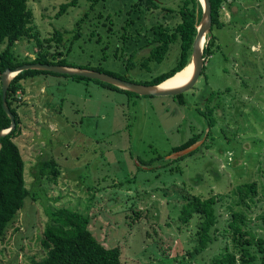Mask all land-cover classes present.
I'll use <instances>...</instances> for the list:
<instances>
[{
  "label": "rangeland",
  "instance_id": "obj_1",
  "mask_svg": "<svg viewBox=\"0 0 264 264\" xmlns=\"http://www.w3.org/2000/svg\"><path fill=\"white\" fill-rule=\"evenodd\" d=\"M68 1H28L32 32L43 45L35 37L19 40L14 47L18 59H34L40 51L63 53L76 67H98L138 83L177 63L179 42L162 60L145 57L148 30L157 23L174 26L178 15L163 8L133 12L136 0H80L61 13ZM158 1L175 11L182 3ZM226 2L220 16L224 26L213 30L221 46L206 60L196 85L182 93L185 103L174 95L130 94L63 75L24 79V95L20 91L13 104L21 127L14 140L25 160L26 187L35 198L26 200L0 239V264H31V257L43 252L47 210L62 207L89 216V228L100 242L122 248L123 264H211L230 241L222 235L228 233L230 201L219 206L221 240L193 260L187 252L196 241L195 226L180 224V206L189 192L227 193L247 181L258 183L259 203L249 216L264 236L258 217L264 213V0ZM140 47L127 66L131 52ZM42 87L43 94L27 93ZM213 106L216 124L210 128L201 113ZM208 131L207 145L195 154L140 169L141 162L170 153L194 133L203 132L205 138ZM46 161H54L56 170L43 175Z\"/></svg>",
  "mask_w": 264,
  "mask_h": 264
},
{
  "label": "trees",
  "instance_id": "obj_2",
  "mask_svg": "<svg viewBox=\"0 0 264 264\" xmlns=\"http://www.w3.org/2000/svg\"><path fill=\"white\" fill-rule=\"evenodd\" d=\"M28 1L0 0V75L7 68L14 69L26 63L42 62L72 65L67 62L63 53H60L59 57L58 55L48 56L46 52L40 51L34 59H18L14 47L19 40L25 37H35L34 40H36L37 44L39 46L43 45L39 36L32 32L30 23L33 18V12L28 6ZM97 1H94V4ZM226 1L211 0L213 25L212 36L204 50V56L207 57L206 60L213 55L215 46H217L216 48L221 46L220 43L216 44L218 38L213 33V30L214 27L224 26L220 16L222 7L227 3ZM79 2L80 0H69L61 5L60 12L63 13L69 6H78ZM159 8H163L164 12L178 15L179 21L174 26L168 23H157L151 27V31L148 30L147 33L150 38L148 39L149 43L145 45L147 47L150 46V48L149 54L145 59L155 58L156 60H162L170 46L177 42L180 43V54L177 63L173 67L156 75L149 81L142 82L146 84H160L173 77L177 72L182 71L188 65L192 55L193 42L197 34V26L202 17V5L199 0H182L177 11L165 7L158 0H136L132 6L133 12H150ZM132 19V17H129L128 21L131 22ZM56 35L60 37L58 41H61V35L58 32ZM48 40L50 41V39ZM3 45L5 47L1 49ZM141 48H136L131 52L127 66L131 64ZM93 69L104 71L98 67ZM105 72L129 80L113 72ZM203 72L205 71L203 70ZM38 74H55L77 79L96 80L107 87L136 94L97 79L38 69L25 70L12 80L6 100L11 111L15 114L17 125L10 134L0 137V239L6 236L8 229L17 219L19 211L24 208L26 200L32 196L31 191L26 187L25 160L19 145L14 140L21 133V127L16 106L13 104L20 100L19 92L25 91L22 80ZM2 96V83L0 81V130L11 125V119L3 106ZM175 97L179 98L180 103H185L183 94L175 95ZM215 109L216 106L205 107L204 112L201 113L210 128L216 124ZM209 133L208 131L205 138L203 137V132L194 133L185 142L174 146L170 153L158 154L146 162H141L142 166L140 165V169L158 168L155 165L158 161L163 162V166L171 165L176 161L182 160L187 155L195 154L207 145L206 141ZM202 139L201 145L190 153L183 156H171L198 143ZM55 164L54 161H46L41 167L42 174L48 173L50 169L52 171L56 170ZM174 169L175 167L171 168L172 171ZM181 169L178 166V170L181 171ZM257 196V181L243 182L227 193H214L209 196L189 192L177 215L180 224L189 225L192 223L195 226L194 236L196 241L188 249V259H195L209 246L221 240L218 233V224L220 222L219 206L224 205L229 200L228 209L230 216L228 226L225 229V232L228 233L222 232V235L224 238L226 237V240L230 237V241H226L221 251L212 257L211 264H264V236L257 233L256 229L252 227L250 223L251 217L249 216L253 204L259 203V200L256 199ZM32 197L35 198L34 196ZM47 213L49 219L40 237L43 252L39 256L31 257V264H123L122 248L120 246L106 247L100 242L89 228V216L67 207L56 210L48 209ZM258 217L262 219L264 225V213Z\"/></svg>",
  "mask_w": 264,
  "mask_h": 264
},
{
  "label": "water",
  "instance_id": "obj_3",
  "mask_svg": "<svg viewBox=\"0 0 264 264\" xmlns=\"http://www.w3.org/2000/svg\"><path fill=\"white\" fill-rule=\"evenodd\" d=\"M199 1L202 5V17L197 26V34L193 42V49H192V55H191L190 62L191 61L193 62L194 70L188 82H186L185 84L179 85V86L165 87L163 86V83H165L168 79L163 81L160 84L138 83V82H134V81H130V80H126V79L114 76L105 71L89 69V68H85L81 66L76 67L72 65H60V64H53V63H42V62L26 63L14 69L7 68L4 72L1 73L0 81L2 83L3 106H4L5 111L7 112V114L9 115L11 119V125L7 128L0 130V137L10 134L16 128V125H17L15 114L11 111L7 103V100H6L8 88L12 80L19 73L25 70H29V69H38V70H44V71H51V72H55L59 74L78 75V76L88 77L91 79H97V80L115 85L119 87L120 89L131 91L138 95H143V96H168V95L175 96V95L182 94L184 92H188L189 90H191L198 82L199 78L201 77L203 73L204 67L206 65V57L204 56V50H205L206 44L209 42L212 36L211 31H212V25H213L211 0H199ZM178 73L179 72H177L174 76H176ZM202 142H203V139L199 141L198 143L186 149L178 151L171 156L174 157V156L186 155L190 153L191 151L195 150L196 148H198Z\"/></svg>",
  "mask_w": 264,
  "mask_h": 264
},
{
  "label": "bare ground",
  "instance_id": "obj_4",
  "mask_svg": "<svg viewBox=\"0 0 264 264\" xmlns=\"http://www.w3.org/2000/svg\"><path fill=\"white\" fill-rule=\"evenodd\" d=\"M193 70H194V65L193 62L191 61L189 65L185 69H183V71L179 72L176 76L168 79L165 83H163V86L173 87V86H179L185 84L191 78Z\"/></svg>",
  "mask_w": 264,
  "mask_h": 264
},
{
  "label": "crops",
  "instance_id": "obj_5",
  "mask_svg": "<svg viewBox=\"0 0 264 264\" xmlns=\"http://www.w3.org/2000/svg\"><path fill=\"white\" fill-rule=\"evenodd\" d=\"M22 84H24V79L22 80ZM27 90V89H26ZM30 91H28L27 93L30 94V95H34V96H37L39 94H43L44 93V87L41 88V92H38V90H34L33 88H30L29 89ZM23 95H24V92H23ZM45 108V107H44Z\"/></svg>",
  "mask_w": 264,
  "mask_h": 264
}]
</instances>
